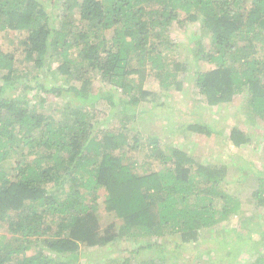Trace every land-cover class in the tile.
I'll list each match as a JSON object with an SVG mask.
<instances>
[{"label":"trees","instance_id":"trees-1","mask_svg":"<svg viewBox=\"0 0 264 264\" xmlns=\"http://www.w3.org/2000/svg\"><path fill=\"white\" fill-rule=\"evenodd\" d=\"M191 23L200 28L197 57L211 65L195 71L206 102L229 103L246 91L245 115L264 119V0H0V32L17 36L0 47V264H91L81 260L82 247L118 241L126 244L120 264H183L168 253L197 244L202 231L240 213L241 200L222 187L224 170L164 148L159 135L140 146L137 135L134 145L123 129L99 126L121 104L118 122L126 128L129 109L149 94L147 73L170 87L188 70L169 55L174 26ZM18 51L35 74L14 67ZM58 73L81 85H68L73 101L52 109L48 95L65 92ZM94 79L113 90L91 95ZM104 99L109 110L97 108ZM188 127L216 131L205 121ZM246 136L238 126L230 130L236 146ZM134 148L138 155L126 161L125 151ZM253 200L255 208L264 206V177ZM102 212L113 220L103 225ZM254 223L255 242L264 245L259 221L240 229L252 231ZM238 231L241 245L253 240ZM250 264H264V251Z\"/></svg>","mask_w":264,"mask_h":264},{"label":"rangeland","instance_id":"rangeland-1","mask_svg":"<svg viewBox=\"0 0 264 264\" xmlns=\"http://www.w3.org/2000/svg\"><path fill=\"white\" fill-rule=\"evenodd\" d=\"M199 34L198 23H191L186 28L175 25L171 33V39L175 45L170 51L169 58L182 61L188 66V70L183 75H178L177 79L172 80L173 85L170 87H164L160 79H157L152 73H147L144 88L149 94L143 95L144 99L142 98L137 105L129 109V111H133L129 115L133 114V116L131 115L132 118L126 122V128H123L122 124L118 122L123 116L121 104L106 111L99 126L103 129L106 124H111V129H123L128 140L134 145L139 140L140 146L147 144V135H159L164 148L170 144L173 147L184 149L198 162L215 165L224 170L225 179L222 182V187L243 203L239 214L224 220L216 226L215 230L202 231L197 244L180 249V253L177 255L168 253V260L183 264H250L258 257L259 252L264 251V245L255 242L259 239L255 223L252 226V231L246 227L241 229L240 227L242 223L259 221L261 227L259 226L258 229L264 228V206L255 208L253 202V192L260 185L261 177H264V119L256 118L252 122L248 115H245L247 112L246 91L234 96L229 103L211 106L206 102L195 85L196 68L206 70L211 67L209 63L201 58L199 60L197 57L198 47H196L195 41ZM16 38L15 32L1 31L0 47L4 46L6 42L16 40ZM59 65L58 60H53L51 70H57ZM14 67L19 72L36 73L35 67L25 62L23 54L19 51L16 53ZM42 74L49 77L51 81L52 73L47 68L43 70ZM65 77L66 75L62 73L57 74L58 80L65 86V97H55L51 94L47 97L51 102L52 109L56 108L57 104L66 103L67 100L73 101L72 93L67 91L68 85H81V81ZM35 81L36 79H33L32 82ZM176 81L181 82V89L177 88ZM88 88L91 95L109 94V91L113 90L111 84L106 81L99 82L96 79ZM35 93V90L30 91L29 99H32ZM119 95H121L120 92H116L115 97H119ZM107 101L108 99H104L103 103L97 105V108L108 109ZM203 121L213 124L216 129L213 135L195 132L188 127L189 124ZM233 126H238L246 133L248 139L246 144L236 146L231 140L230 130ZM136 135L138 139L135 137ZM145 149H148L147 146ZM125 152H129L126 154V161L128 158L134 160L138 155L135 148L127 149ZM143 158V154L137 158L141 169ZM137 171L141 173L139 169ZM251 215H255L257 218L250 219ZM100 218L103 225L113 220L112 216L106 212L100 213ZM238 230L242 231L244 237L252 235L253 240L247 241L248 245L243 246V243L241 245ZM2 232L6 233L7 230L3 229ZM125 245L121 246L118 241V243L104 247H82L81 260L91 264H120L122 249L125 248ZM172 245L174 244L172 243ZM209 249L212 250L210 254L207 253ZM229 251L231 255L227 256ZM151 256V252L145 255L149 258Z\"/></svg>","mask_w":264,"mask_h":264}]
</instances>
